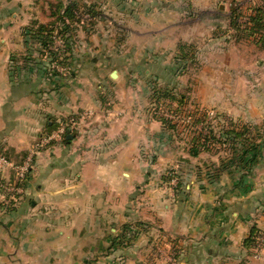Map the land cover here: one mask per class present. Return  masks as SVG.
I'll return each instance as SVG.
<instances>
[{
	"label": "crops",
	"instance_id": "0c3cea01",
	"mask_svg": "<svg viewBox=\"0 0 264 264\" xmlns=\"http://www.w3.org/2000/svg\"><path fill=\"white\" fill-rule=\"evenodd\" d=\"M188 1L198 2L91 0L94 11L115 5L120 18L110 20L122 21L117 27L143 30L138 52H100L91 35L84 46L79 32L68 30L51 49L65 59V73L50 75L53 56L23 32L50 22V3L0 0V153L20 164L59 123L70 125L72 136L38 150L20 192L0 191V264H264V252L255 259L246 244L252 228L264 233V149L245 191H232L226 172L207 179L225 153L192 158L147 114L149 76L175 90L190 63L176 62L173 44L200 42L211 56L203 69L206 105L233 122L264 126V92L259 100L246 78H237L258 68L221 45L225 35L238 41L220 22L228 26L229 14L205 0L196 6L203 12L182 20L178 3ZM128 58L138 60L139 71ZM98 87L111 98L107 108ZM85 111L93 115L83 118ZM168 172L179 177V188Z\"/></svg>",
	"mask_w": 264,
	"mask_h": 264
},
{
	"label": "rangeland",
	"instance_id": "374dc122",
	"mask_svg": "<svg viewBox=\"0 0 264 264\" xmlns=\"http://www.w3.org/2000/svg\"><path fill=\"white\" fill-rule=\"evenodd\" d=\"M44 2H47L52 4L54 2H56V0H43ZM65 4L66 3H72L77 5L80 8V14L81 16L78 17L79 21L72 29V27H69V31L67 34H74V35H80V39L82 40V45L84 46H88V41L86 40V36L91 35L90 39L94 40L95 44L94 46H96L97 51H102V52H106L108 50L112 51L117 49L121 52H118L120 55L122 56L124 53L125 54H136L138 52V49L135 48L138 44H140L139 40L141 41L142 39L138 38V36H136L137 32H142L143 30L140 28H136L134 29V27L131 26L130 29H123V27H117V25H122V21H116V22H112L113 19H118L120 18L119 16L116 17V13L113 10V7L115 5H112V7L109 5H104L103 7H101V9L99 8V6H96L95 11L97 12V14H100L97 18L94 19H90L89 16L87 14H83V8L82 6L85 5H90L91 4V0H62ZM205 0H198V2H187V3H178V7L181 8L182 13L184 15H182V20H189L190 18L194 17L196 18L201 12L196 6L198 4H203ZM208 1V0H207ZM211 1V0H210ZM214 1V6L216 7L217 4H221L223 6V8L225 9V13L230 15V12L233 8H238L239 11L241 12L242 16L246 17L248 16V14L250 13V9H252L253 7L255 8H264V0H213ZM78 13H76L77 16ZM120 15H122V12H119ZM112 19V20H110ZM220 20V19H218ZM51 21V20H50ZM220 22L222 23V25L224 26L223 29H226V32L228 30V32L232 33V35L234 36V39L236 40V34L235 32L232 31V29L229 27V25L227 26L226 24H224L223 21L220 20ZM244 21H242L243 23ZM116 23V26H114ZM229 23V21H228ZM68 24V23H67ZM77 26V27H76ZM30 29V28H29ZM36 27L32 28V32L33 30H35ZM63 28L59 30H55L52 34V44L51 47L49 48L50 50H54L56 48V50H58V48L61 45L60 39L61 37L65 36L64 34L68 31L65 30L63 32ZM127 31V32H125ZM24 32V36L28 39V40H32L35 41L36 45H39L40 47L41 44L39 42H37L36 40L38 39L37 34L35 32L34 35H30L31 31H27V28H24L23 30ZM60 32V33H58ZM32 33V34H33ZM120 34V36L116 35V34ZM125 33V34H124ZM230 33H228L230 35ZM86 34V35H85ZM124 35V36H123ZM35 36V37H34ZM125 38H123V37ZM231 36V35H230ZM175 41H177V38L180 37V34H176L175 36ZM228 35H225V37H223V41L221 43V45L226 48H230L231 52H233V50H237L238 52L243 54V63L244 66L245 65H250V62L253 64L254 68H258L256 70L255 74H247L244 73L241 78V76H238L237 78L240 80H246V83H248L250 85V87L253 88V90L255 89L254 92L257 93L258 95V99L261 100L260 95L262 94V92H264V47L262 46V42H256L255 41V35L254 37H243V39H241L240 41H231L228 40ZM110 38V39H109ZM153 38V37H152ZM76 39V38H75ZM74 39V40H75ZM112 39V42H111ZM151 38L147 39L150 40ZM264 41V38L262 39ZM145 42V40H144ZM124 43V44H122ZM75 44V43H74ZM180 44H184L182 42H179L178 44H173L174 50H176V52H178V46ZM206 44V43H205ZM204 43H195L188 45L187 43L185 45L187 46H192L194 48L193 52L189 51V58L190 60H188V62L190 63L188 66H186L185 71H183V73L177 77V82L179 83L178 86L175 88V90H170L169 88H162L160 83H164L163 80L162 82H160L158 84V82H153L152 80V76H149L147 84H148V108H147V114L154 118L157 119L161 122L162 126L165 128L166 131H170V133H172L174 136H176V140L177 143H181L184 142L185 146L187 147V150H189L192 147V138L197 135V133H201L203 135H208V130L212 132L213 135H215V137H220V133H223L225 131L228 130H239L241 125L243 124H248L251 125L253 132L256 131L263 136V140H264V126H263V121L262 122H255L254 124H250L247 122H241L239 121H232L230 120V117L225 114L224 112L220 111V109H217V107H209L206 104L208 103L207 100V93L206 91H204V89L206 88L205 86V82H206V77L204 75V68L207 65V62L210 60V55H204V51H206L204 49L205 47ZM196 45V46H195ZM95 49V47L93 48V50ZM37 50V48H36ZM134 50V52H133ZM214 50V49H213ZM137 51V52H136ZM133 54V55H134ZM175 55V53H174ZM126 56V55H123ZM129 59V58H128ZM127 59V60H128ZM63 57L60 56L54 60L51 59V62L49 64V69L48 73L50 75H52V73H54L53 71H55V73H65V68L62 65V61H63ZM116 61V60H115ZM186 62V61H185ZM132 63V67H135V69L137 71H139L140 69L137 68L138 67V60H132L129 59L127 62V65H131ZM116 66V65H115ZM242 67V70H245V67ZM256 66V67H255ZM204 69V70H203ZM116 72V71H115ZM118 75V74H117ZM132 78H138L139 76L137 74L132 75ZM142 77V76H140ZM232 76H230L228 79H231ZM117 78V76H116ZM115 78V79H116ZM236 78V79H237ZM163 79V78H162ZM134 79H131L130 81H133ZM236 82V80H235ZM235 82H232L231 80L228 82V86H232L234 85ZM241 83V82H240ZM245 83V82H244ZM102 89H104V87H98V89L96 90L97 94L100 93V96H104L102 94ZM165 90H168L169 92H167L168 96L166 97H162L159 99H157V94H159L160 92H165ZM171 91V92H170ZM262 91V92H261ZM233 94V91H231ZM241 94L243 95V92H241ZM106 99V103L104 105V108H107L106 106L109 104V99H111L109 96H104ZM99 99V98H98ZM93 115V113L91 112H87L85 111L82 114L83 118H87V117H91ZM147 115V116H148ZM168 124H165V122ZM60 124H66V123H59ZM58 125V126H59ZM68 125V124H67ZM254 127V128H253ZM70 126L68 127V130L70 131ZM67 132V131H66ZM48 135H46L45 137H42L39 139V141L31 148L34 147H40L42 146V143L44 142V140L47 138ZM64 137H66V135L64 134V136L62 138H60L59 142L57 143H63L64 141ZM221 138V137H220ZM259 142V141H258ZM264 142V141H263ZM222 140L220 139V142H215L214 145L209 146V152H204V153H200L201 156H203L204 154L207 153H213L215 155H218V153H220L225 147H227V144L222 146ZM52 144V143H51ZM46 145H50V144H46ZM45 145V146H46ZM44 147V146H42ZM206 147V146H205ZM39 148V149H40ZM207 148V147H206ZM223 148V149H222ZM199 155V156H200ZM205 156V155H204ZM203 158V157H202ZM13 164H18L15 163L13 161H11ZM171 172H168L167 174H165L166 178L168 179L170 177V181L174 182V184H176L177 182V177L176 176H171ZM1 178H0V191H6L9 192V187L8 185H10L11 183H15V176H13L12 180L9 177H6L3 172H0ZM7 179V180H5ZM5 181L7 184V186H2L3 182ZM26 181V180H25ZM5 192V193H6ZM10 194V193H8ZM262 233V232H260ZM264 234V233H263ZM264 236V235H262ZM259 237V234H258ZM256 238V246L253 249V258L257 259L260 257L261 253L264 252V240L259 242V238ZM119 238V237H117ZM116 238V239H117ZM127 243L126 241H123L122 244ZM129 243V242H128ZM258 244V245H257ZM8 254L11 255V252H4V256Z\"/></svg>",
	"mask_w": 264,
	"mask_h": 264
},
{
	"label": "trees",
	"instance_id": "16d2710c",
	"mask_svg": "<svg viewBox=\"0 0 264 264\" xmlns=\"http://www.w3.org/2000/svg\"><path fill=\"white\" fill-rule=\"evenodd\" d=\"M49 12L51 21L45 25L37 26L33 32L37 34L38 39L36 41L48 51L49 55L53 56L52 60H54L56 59L54 56L55 54L49 49L52 44L53 32L55 30L60 31L61 28H63V31L69 30V25L75 24L76 21L78 23V17H80L81 14L80 8L77 5L69 2L65 4L62 0H56V2L50 4ZM76 13H78L77 16ZM82 13L87 14L90 19L97 17L91 4L85 5ZM244 18H247V22L242 23ZM228 25L232 31L235 32L237 40L240 41L243 37L250 38L255 35V41L257 43L262 42V46L264 47V41L262 40L264 38V8L253 7L250 9V13L246 17L242 16L238 8H233L229 15ZM32 28H27V31H31V36L34 35L31 30ZM67 51H69V49ZM189 51L193 52L194 48L185 44H180L178 46L176 62L179 65L190 60ZM167 92L169 91L165 90V92L157 94V99L160 100L163 96H168L166 95L168 94ZM165 124L168 123L165 122ZM219 135L221 138L217 136L215 137V135L209 130L208 135L197 133V135L192 138V147L187 151L188 155L192 158H197L200 153L209 152V146L214 145L215 142H220L221 139L223 142L222 146L227 144V147L224 149L222 148L223 150L221 151L225 153L226 157L221 161L220 168L216 171L213 170L211 174H208L207 179L215 178L219 173L226 172L232 179V191L242 190L244 192V189L248 187L246 184L247 178L252 176L253 169L258 166L262 159V151L264 149L263 136L260 132H257V129L253 132L251 125L248 124L241 125L239 130L232 129L220 133ZM66 137H64L63 142H66ZM171 176L176 175L172 173ZM168 180H170V177ZM178 180L179 177H177V182L175 184L177 188H179ZM258 234H260V232L255 228L251 229L250 236L246 240V244H249V247L254 248L256 246V238L258 237ZM115 243H120V240L118 242L114 241L113 244L115 245Z\"/></svg>",
	"mask_w": 264,
	"mask_h": 264
},
{
	"label": "built area",
	"instance_id": "2783aa9c",
	"mask_svg": "<svg viewBox=\"0 0 264 264\" xmlns=\"http://www.w3.org/2000/svg\"><path fill=\"white\" fill-rule=\"evenodd\" d=\"M244 22H247V18H244ZM69 126L70 125H67V124H60L59 126H57L56 130L51 132L47 136V138L42 143V146H45L46 144L59 142L60 138L64 136ZM39 148L40 147H37V148L34 147L30 149L26 157L23 159V161L20 164H13L9 159L6 158V156L0 153V172L4 173L6 170H10L14 173V176H15V183L13 184L11 183L10 185H8L9 187H11L9 188L10 191L9 192L5 191L7 194L20 192L22 190V186L25 183V180L27 179L33 158L35 154L38 152ZM2 182H3L2 186L4 187L7 186L8 183H6L5 181H2ZM171 183L174 184V182H171ZM262 235L263 233L259 234V237H258L259 242L264 240V236Z\"/></svg>",
	"mask_w": 264,
	"mask_h": 264
},
{
	"label": "water",
	"instance_id": "95a60500",
	"mask_svg": "<svg viewBox=\"0 0 264 264\" xmlns=\"http://www.w3.org/2000/svg\"><path fill=\"white\" fill-rule=\"evenodd\" d=\"M116 76H117V73L114 71L113 73H112V75H111V78L112 79H115L116 78ZM67 140H72V136H70V131L69 130H67Z\"/></svg>",
	"mask_w": 264,
	"mask_h": 264
}]
</instances>
